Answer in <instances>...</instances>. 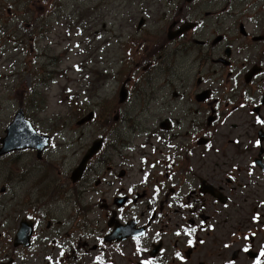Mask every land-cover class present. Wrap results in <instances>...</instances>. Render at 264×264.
<instances>
[{
  "label": "flooded vegetation",
  "instance_id": "af4514ba",
  "mask_svg": "<svg viewBox=\"0 0 264 264\" xmlns=\"http://www.w3.org/2000/svg\"><path fill=\"white\" fill-rule=\"evenodd\" d=\"M153 2L170 16L151 25L137 0L121 36L122 124L107 120L81 176L89 147L54 181L26 158L0 187V264H264V0ZM33 125L45 148L8 154L55 147Z\"/></svg>",
  "mask_w": 264,
  "mask_h": 264
},
{
  "label": "rangeland",
  "instance_id": "374dc122",
  "mask_svg": "<svg viewBox=\"0 0 264 264\" xmlns=\"http://www.w3.org/2000/svg\"><path fill=\"white\" fill-rule=\"evenodd\" d=\"M146 1L151 25L163 14L170 16L154 5L159 0ZM139 9L137 0H0V138L22 107L38 129L53 133L55 146L41 160L23 151L0 157V187L9 191L16 176L25 174L26 158L54 181L64 158L75 164L93 140H104L107 120L114 121L118 113L122 124L121 36L129 23H138ZM93 110L92 122L78 124ZM130 115L138 121L135 111ZM105 153L93 160L91 170ZM28 184L24 180L17 186Z\"/></svg>",
  "mask_w": 264,
  "mask_h": 264
},
{
  "label": "water",
  "instance_id": "95a60500",
  "mask_svg": "<svg viewBox=\"0 0 264 264\" xmlns=\"http://www.w3.org/2000/svg\"><path fill=\"white\" fill-rule=\"evenodd\" d=\"M183 32V29H180L177 33ZM124 90L120 91V96H124ZM124 99L121 98V102ZM95 116V112L91 111L86 116H83L78 124H84L87 121L93 120ZM49 136L39 134L32 123L25 118L24 110L20 109L14 121L7 127L6 135L1 138L2 146H0V156L13 151L15 149H23L27 147L39 148V152H41L45 146L49 143ZM103 144V139H96L90 148L85 153L81 163L75 169L73 174L74 179H78L83 171L86 168L87 162L100 150Z\"/></svg>",
  "mask_w": 264,
  "mask_h": 264
},
{
  "label": "snow or ice",
  "instance_id": "6c2138e0",
  "mask_svg": "<svg viewBox=\"0 0 264 264\" xmlns=\"http://www.w3.org/2000/svg\"><path fill=\"white\" fill-rule=\"evenodd\" d=\"M259 143V142H258ZM190 243H191V241H190ZM245 251H248V249L246 248V249H244ZM177 255H179V254H177ZM261 255L262 256H264V252H261ZM146 264H149V262H146ZM256 264H260V261L259 260H257V262H256Z\"/></svg>",
  "mask_w": 264,
  "mask_h": 264
},
{
  "label": "trees",
  "instance_id": "16d2710c",
  "mask_svg": "<svg viewBox=\"0 0 264 264\" xmlns=\"http://www.w3.org/2000/svg\"><path fill=\"white\" fill-rule=\"evenodd\" d=\"M45 78H49L48 75H45ZM44 81H45V80L42 79V80H41V83H43Z\"/></svg>",
  "mask_w": 264,
  "mask_h": 264
}]
</instances>
